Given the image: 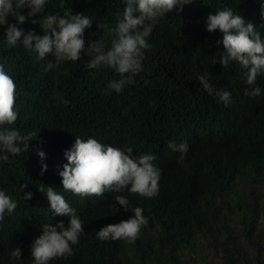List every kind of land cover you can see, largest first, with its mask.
Returning a JSON list of instances; mask_svg holds the SVG:
<instances>
[{
    "label": "trees",
    "instance_id": "obj_1",
    "mask_svg": "<svg viewBox=\"0 0 264 264\" xmlns=\"http://www.w3.org/2000/svg\"><path fill=\"white\" fill-rule=\"evenodd\" d=\"M60 3L48 0L38 19L62 15ZM63 3L73 14L93 18L84 32L85 48L94 39L110 42L97 24L114 27L116 13L125 7L123 0ZM225 8L252 22L264 39V0H195L158 18L143 71L120 93L107 88L118 74L107 67L87 69L86 52L79 61L62 62L45 72L53 57L36 61V54L21 44H7L8 24L41 35L39 24L21 25L9 16L0 25V64L17 87L18 119L11 127L22 135L37 133L27 151L9 154L7 163L0 161V189L18 201L0 225V264H33L31 244L43 225L63 221L67 226L69 217L53 215L46 193L38 190L42 183L63 195L84 222V232L72 246L74 254L50 264H264V74L255 85L261 94L250 97L245 91L252 89L239 64L223 68L219 63L217 54L224 48L217 42L223 34L208 32L206 19ZM19 11L27 15L28 9ZM206 73L215 89L231 93L230 105L204 91L198 76ZM77 136L132 147L137 156L154 154L162 169L158 195L149 199L125 190L119 193L130 201L125 211L115 203V193L80 197L65 192L58 173ZM169 141L188 143L183 164L178 163L180 153L167 147ZM37 150L45 153L43 160ZM28 192L32 198L26 201ZM135 207L143 209L149 223L134 243L97 239L102 227L130 218ZM16 247L22 250L20 260L11 258Z\"/></svg>",
    "mask_w": 264,
    "mask_h": 264
},
{
    "label": "clouds",
    "instance_id": "obj_2",
    "mask_svg": "<svg viewBox=\"0 0 264 264\" xmlns=\"http://www.w3.org/2000/svg\"><path fill=\"white\" fill-rule=\"evenodd\" d=\"M194 2L195 0H123L125 7L122 12L116 13L114 27L103 22L97 24L98 30H103L104 37L111 38L110 42L104 38L94 39L89 42L87 48L84 32L92 27L93 18L83 13L73 14L71 7L65 8L63 0L59 5L63 9L62 15L46 14L40 19L38 17L45 11L48 0H0V25L6 24L9 16H14L21 25L25 22L39 24L41 35L32 30L25 32L17 24H8L5 31L7 44H21L36 54V61L53 57L55 62L49 61L44 68L45 72L54 67L59 68L62 62L79 61L81 53L86 52L87 69L107 67L118 74L119 79L110 81L107 88L120 93L126 86L133 84L134 77L143 71L142 62L145 52L153 47L149 38L158 18L164 17L177 7L182 11L184 5ZM25 8L28 9L27 15L19 11ZM32 17L37 19H30ZM206 30L210 33L218 30L223 34L222 40L217 42L222 43L224 48L223 53L217 54L220 56L219 63L223 68L233 62L239 64L243 70L244 82L252 89L245 91V95L259 96L261 88L255 85L258 76L264 74V39L256 30V26L252 22H246L231 8H225L215 11V14H208ZM211 63L215 64L217 60L212 58ZM209 76L207 73L198 76L199 84L204 91L209 95L214 94L227 107L232 103L231 93L223 88L215 89ZM16 93L14 79L5 71L4 65L0 64V161L5 163L9 161V154L17 156L27 151L30 141L37 138L36 132L22 135L11 127L18 119ZM62 102L68 103L67 100ZM167 147L180 153L178 163L183 164L189 152L188 143L176 144L169 141ZM36 154L41 160L45 158L42 150H37ZM64 155L67 163L58 174L65 192L80 197H100L106 192L115 193V203L125 211H129L130 201L119 193L127 190L132 195L149 199L159 193L162 169L154 163L157 157L152 153L137 156L133 155L132 147L121 149L113 147L111 143H101L92 137L82 139L77 136L71 149ZM46 170L47 165H42L41 174ZM26 187V184L21 185L20 191ZM38 190L46 193L53 215L69 217L67 226L63 221L57 222L55 226L44 224L42 234L31 244L33 264H50L53 260L67 259L74 254L72 246L79 242V237L84 232V222L78 216L77 210L71 207L53 186L48 185L45 189L42 183ZM23 198L30 200L32 193L24 194ZM17 206L18 201L0 189V225L6 215L13 214ZM131 213L128 219L102 227L96 234L97 239L134 243L149 221L140 207L132 208ZM21 256L22 250L19 247L11 251L13 260H20Z\"/></svg>",
    "mask_w": 264,
    "mask_h": 264
}]
</instances>
